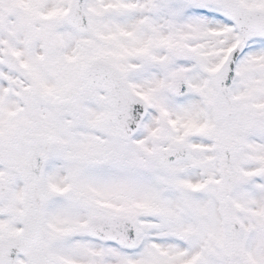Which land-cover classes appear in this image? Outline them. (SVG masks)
I'll use <instances>...</instances> for the list:
<instances>
[{"label": "snow or ice", "instance_id": "obj_1", "mask_svg": "<svg viewBox=\"0 0 264 264\" xmlns=\"http://www.w3.org/2000/svg\"><path fill=\"white\" fill-rule=\"evenodd\" d=\"M0 264H264V0H0Z\"/></svg>", "mask_w": 264, "mask_h": 264}]
</instances>
